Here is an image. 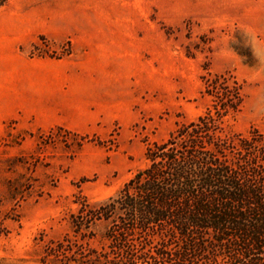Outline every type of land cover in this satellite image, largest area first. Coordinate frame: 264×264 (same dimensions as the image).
Returning a JSON list of instances; mask_svg holds the SVG:
<instances>
[{"label":"rangeland","instance_id":"rangeland-1","mask_svg":"<svg viewBox=\"0 0 264 264\" xmlns=\"http://www.w3.org/2000/svg\"><path fill=\"white\" fill-rule=\"evenodd\" d=\"M223 72L225 130H263L264 0H0V264H43L74 199L119 189Z\"/></svg>","mask_w":264,"mask_h":264},{"label":"trees","instance_id":"trees-1","mask_svg":"<svg viewBox=\"0 0 264 264\" xmlns=\"http://www.w3.org/2000/svg\"><path fill=\"white\" fill-rule=\"evenodd\" d=\"M209 104L106 198L82 196L43 264H264V128L225 130L243 103L230 72L204 75Z\"/></svg>","mask_w":264,"mask_h":264},{"label":"crops","instance_id":"crops-1","mask_svg":"<svg viewBox=\"0 0 264 264\" xmlns=\"http://www.w3.org/2000/svg\"><path fill=\"white\" fill-rule=\"evenodd\" d=\"M102 38H103V37H102ZM55 39H56V38H55ZM123 53H124V52H123L122 48H120L119 51H118V54H117V55H120V56H121V55H123Z\"/></svg>","mask_w":264,"mask_h":264}]
</instances>
